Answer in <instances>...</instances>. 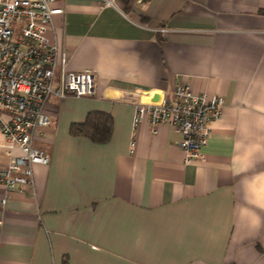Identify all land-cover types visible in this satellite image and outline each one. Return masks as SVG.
Segmentation results:
<instances>
[{
  "label": "crops",
  "instance_id": "obj_1",
  "mask_svg": "<svg viewBox=\"0 0 264 264\" xmlns=\"http://www.w3.org/2000/svg\"><path fill=\"white\" fill-rule=\"evenodd\" d=\"M52 7L47 39L66 72L94 73L96 95L50 99L34 196L0 186V264H264V0ZM178 84L224 100L204 160L187 165L173 128L133 131L126 98ZM90 113L110 116L107 142L71 135Z\"/></svg>",
  "mask_w": 264,
  "mask_h": 264
},
{
  "label": "built area",
  "instance_id": "obj_2",
  "mask_svg": "<svg viewBox=\"0 0 264 264\" xmlns=\"http://www.w3.org/2000/svg\"><path fill=\"white\" fill-rule=\"evenodd\" d=\"M54 1L0 0V150L7 158L0 168V186L6 193L29 190L34 196L33 166L50 162L49 155L34 145L36 133L51 125L50 99L96 95L94 73L66 72V53L47 39L52 17L63 14L52 7ZM143 1L147 0H136ZM105 2L112 6L114 0ZM126 98L134 108L133 131L143 121L149 123L152 134L158 126H169L181 136L178 146L184 164L204 160L212 125L222 117V97L196 94L178 84L158 102L135 88L126 92ZM134 142L133 133L131 150Z\"/></svg>",
  "mask_w": 264,
  "mask_h": 264
},
{
  "label": "trees",
  "instance_id": "obj_3",
  "mask_svg": "<svg viewBox=\"0 0 264 264\" xmlns=\"http://www.w3.org/2000/svg\"><path fill=\"white\" fill-rule=\"evenodd\" d=\"M126 11L131 0H119ZM264 15V11L260 12ZM111 131V118L104 113H90L83 124H74L70 128L72 136L85 137L94 143H105L108 141Z\"/></svg>",
  "mask_w": 264,
  "mask_h": 264
},
{
  "label": "water",
  "instance_id": "obj_4",
  "mask_svg": "<svg viewBox=\"0 0 264 264\" xmlns=\"http://www.w3.org/2000/svg\"><path fill=\"white\" fill-rule=\"evenodd\" d=\"M159 100H158V97H154L152 100H151V102H158Z\"/></svg>",
  "mask_w": 264,
  "mask_h": 264
},
{
  "label": "rangeland",
  "instance_id": "obj_5",
  "mask_svg": "<svg viewBox=\"0 0 264 264\" xmlns=\"http://www.w3.org/2000/svg\"><path fill=\"white\" fill-rule=\"evenodd\" d=\"M119 3H120V5H122L123 6V4L119 1V0H117ZM132 1V0H131ZM57 74H58V70L56 71V75H55V78L57 77Z\"/></svg>",
  "mask_w": 264,
  "mask_h": 264
}]
</instances>
